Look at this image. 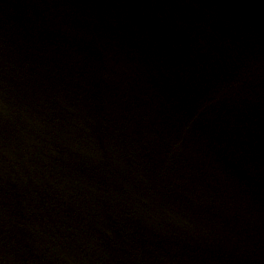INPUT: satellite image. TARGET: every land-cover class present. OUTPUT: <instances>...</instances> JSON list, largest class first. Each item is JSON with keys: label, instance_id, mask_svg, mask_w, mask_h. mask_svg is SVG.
I'll return each mask as SVG.
<instances>
[{"label": "water", "instance_id": "water-1", "mask_svg": "<svg viewBox=\"0 0 264 264\" xmlns=\"http://www.w3.org/2000/svg\"><path fill=\"white\" fill-rule=\"evenodd\" d=\"M0 264H264V0H0Z\"/></svg>", "mask_w": 264, "mask_h": 264}]
</instances>
